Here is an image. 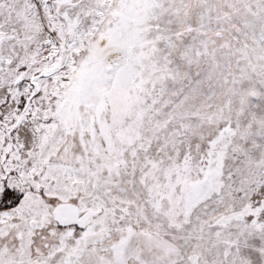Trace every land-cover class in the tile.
I'll use <instances>...</instances> for the list:
<instances>
[{"label":"snow or ice","instance_id":"6c2138e0","mask_svg":"<svg viewBox=\"0 0 264 264\" xmlns=\"http://www.w3.org/2000/svg\"><path fill=\"white\" fill-rule=\"evenodd\" d=\"M0 264H264V0H0Z\"/></svg>","mask_w":264,"mask_h":264}]
</instances>
